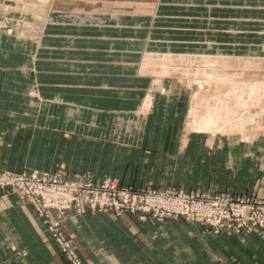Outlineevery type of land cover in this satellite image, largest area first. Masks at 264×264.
Wrapping results in <instances>:
<instances>
[{"label": "crops", "instance_id": "crops-1", "mask_svg": "<svg viewBox=\"0 0 264 264\" xmlns=\"http://www.w3.org/2000/svg\"><path fill=\"white\" fill-rule=\"evenodd\" d=\"M163 1L168 0H156L153 18L158 15L159 4ZM173 1L181 3L182 0ZM215 1L222 7L227 0ZM240 1L245 6L248 4V0H231L234 6L231 9L237 15L229 22L243 24L245 18L255 17L250 13H262L260 9L240 8ZM67 4V0H55L50 4L57 9L48 12L37 44L27 42L24 53H21L19 39L0 29V170L82 171L72 167L58 168L56 161L47 159L42 146L37 147L41 129L38 125L50 126L46 121L52 119V113L37 112L36 103L63 109V115L55 113L57 119L54 120L64 126L70 118L78 120V112L110 116L118 108L120 113L140 115L142 102L148 97L140 83L144 80L140 65L135 63L140 55L127 50L133 40L130 24L147 22L148 14L117 10L119 14L114 17L113 12L104 11L93 12L97 15L93 20H79L73 17V12H68ZM19 11V4L14 0H0V24L5 23L2 15L17 17ZM92 24L95 25L91 34L80 35V31ZM245 39L246 43L239 37L209 38L210 48H215L210 53L264 54V43L260 45L262 39ZM136 68L138 74L133 76ZM135 82L138 85L133 84ZM167 93L166 98L170 99L171 88ZM151 107L147 108L143 119L149 118ZM171 130L162 129L170 138L150 151L151 154L155 152L152 155L155 159L145 169L147 178L133 177L125 172L121 184L140 186L150 181L159 186L165 174L175 182L179 166L176 163L185 157V162L189 161L185 164V171L190 173V180L186 181L189 184L201 185L206 192L264 197V171H261L264 164H260L261 150L254 139L250 142L238 140L237 144L223 143L220 139L219 144L214 141V147L204 149L196 142L191 147L188 145L196 140L193 136L199 135H190L180 144L181 140L175 141ZM210 140L212 143L213 139ZM162 152L175 154V164L169 171L160 170L164 164ZM103 173L115 177L103 170L95 176ZM63 228L85 264H264V229L214 234L206 226L184 219L159 221L129 212L120 215L68 213ZM0 264H69L53 241L47 223L32 205L15 192L1 190Z\"/></svg>", "mask_w": 264, "mask_h": 264}, {"label": "rangeland", "instance_id": "rangeland-1", "mask_svg": "<svg viewBox=\"0 0 264 264\" xmlns=\"http://www.w3.org/2000/svg\"><path fill=\"white\" fill-rule=\"evenodd\" d=\"M14 1L19 4V15L17 17L2 15L5 18V23L1 22L0 29L19 39L21 53H24V49H26L24 45L27 42L37 44L48 19V12L57 8L50 5L55 0ZM67 2L68 12H73V17L76 19L83 16L87 20H93V17L97 16L93 12L104 11L113 12L112 16L115 15L114 17H116V14H119L116 13L119 12L117 10L134 14H148L149 20L147 22L130 24L129 32L132 34L133 40L130 41L132 44L127 50L140 55L138 62L135 63L140 65V73H143L142 78L144 80L140 83L146 90L144 92L148 95L147 108L149 109L151 105L152 107L148 119H143L145 111L148 110L147 108L144 111L141 110L140 115L133 112L120 113L117 108L113 113L114 115L110 116L100 113L91 116L88 112H78L76 113L78 124L75 120L71 121L70 118L68 124L63 126L59 125V120H54L57 119L54 117L55 113L59 112L63 115L65 112L63 109L36 103L34 107L37 112L52 113V119L46 121L50 123V126L47 125L44 128L43 124L38 125L41 129L37 136V147L41 145L43 152L47 153V159L56 161L58 168L72 167L82 170L71 173L59 170L53 172H60L68 177L86 176L94 181L110 178L119 183L122 174L125 172L126 175L133 177L147 178L148 174L145 169L155 159V156H152L155 152L151 154L150 151L159 148L161 144L163 145L170 138L162 131V129L166 130L168 128L172 129L171 132L174 133L173 138L175 141L181 140L180 144L187 141L190 135H199V137L193 136L196 140H191L188 145L191 144V147L196 142L198 145L201 144L204 149L209 146L214 147V141L219 144L220 139L223 143L229 142L232 144H237L238 140L240 142H250L254 139L261 150L260 164H264V62H261L263 65H259V68L257 66L251 67L252 71L250 69L238 74L239 76L235 75L240 79L223 77L221 79V91L213 96L210 95L213 77L202 74L205 68L203 65H206L202 56L214 55L210 52L215 51V48L211 49L209 46V38L239 37L242 38L244 43L247 41L245 38L264 40V1L248 0L246 6L243 1H240V8H250V10L255 9L257 11L260 9L262 13L259 11L258 13H250L255 17L245 18L243 22H248L238 25L229 22L233 19L232 17L235 18L237 15L231 9L234 7L230 4L231 0L222 3V7H219L215 0L207 2L205 0H182L181 3L173 0L163 1L159 4L158 15L154 18L152 16L156 13L154 7L156 0H67ZM73 6H76V8ZM220 11L222 13H219ZM87 13H91V17L86 16ZM204 14L206 15L203 16ZM94 25L85 27L83 31H80V35L86 37L91 34ZM262 40L260 45H262V42L264 43ZM240 50L243 51L244 48L241 47ZM151 53L155 55L157 60L155 57L147 56ZM167 54L174 56L181 54L186 55L188 58H180L178 61L177 59L176 61L170 59L171 61L168 62V59L165 60L164 58ZM257 56L264 57V54ZM145 57H148L145 60L146 62H144ZM160 67L163 70H169L166 72L167 70L163 71ZM173 67H177L178 70L177 68H174V70ZM137 68L133 76L138 74ZM218 68L222 71L226 69L223 66ZM159 69L163 72H160ZM133 84L138 85L136 82ZM228 85H231L230 88H228ZM169 88H171V93H169L171 96L170 99H167L166 95H168ZM245 90L247 92L244 95L245 99L242 102V107L236 113L231 111L228 116H224L229 97ZM211 97L220 98L219 104L209 105L207 100ZM177 115L178 117H176ZM81 116L83 120L80 119ZM40 123H44V121ZM238 125L242 126L241 129H237ZM42 129L46 131L42 132ZM210 138L213 139L212 143H210ZM162 154H164V164L160 170L161 172H163L162 170L169 171L172 164H175V154L172 155L173 152H162ZM200 158H202V155ZM189 159H192V153ZM185 160L186 158L183 157L176 163L179 166L176 168L178 180L175 182L169 180L168 175L165 174L159 186H154L150 181L144 183V185L132 186L138 188L152 187L161 190L174 187L207 193L201 188V185L186 182L190 180V173L185 171V167L189 162H185ZM261 168V171H264V167L261 166ZM102 170L113 173L115 177H111L106 173L95 176ZM260 174L262 175V172ZM231 195L235 194L231 193ZM64 219L65 217L59 218V224L62 226L66 239L74 247L63 228ZM47 228L51 234L48 225ZM53 241L67 262L73 264L62 252L54 238ZM74 251L81 264H85L76 248H74Z\"/></svg>", "mask_w": 264, "mask_h": 264}, {"label": "built area", "instance_id": "built-area-1", "mask_svg": "<svg viewBox=\"0 0 264 264\" xmlns=\"http://www.w3.org/2000/svg\"><path fill=\"white\" fill-rule=\"evenodd\" d=\"M0 190L15 192L32 205L51 230L54 240L73 264H81L66 239L59 218L68 213H138L159 221L184 219L206 226L214 234L264 229V197L231 195L170 187H134L110 178L94 181L60 172L0 170Z\"/></svg>", "mask_w": 264, "mask_h": 264}, {"label": "bare ground", "instance_id": "bare-ground-1", "mask_svg": "<svg viewBox=\"0 0 264 264\" xmlns=\"http://www.w3.org/2000/svg\"><path fill=\"white\" fill-rule=\"evenodd\" d=\"M22 1V0H20ZM43 1V0H42ZM41 1V2H42ZM30 2V0H29ZM40 2V1H39ZM27 4V3H26ZM28 5V4H27ZM42 5V4H41ZM45 5V4H44ZM43 6V5H42ZM43 9H44V6H43ZM37 10V9H36ZM45 10V9H44ZM39 11V10H38ZM45 12V11H44ZM47 12V11H46ZM88 12V11H87ZM40 13H42L40 11ZM38 15V14H37ZM42 15V14H41ZM91 13H87L86 16H90ZM85 16V15H84ZM91 17V16H90ZM41 18V17H40ZM80 19L79 20H87L86 17H79ZM83 22V21H82ZM26 29V28H25ZM41 30V29H40ZM26 36V35H25ZM181 55V54H180ZM179 54H177V56H174V55H171V54H167L164 56L165 60L168 59V62L171 61L170 59H173L174 61H177L180 59V58H188L186 55L183 56L181 55L180 56ZM149 57H155V55H147ZM206 62V65H203L204 68V71L202 72L203 75L205 76H212L213 77V85H212V88L210 90V95L213 96L215 94H218L219 91H221V88H222V83H221V79L223 77H229L231 79L233 78H239L238 74L240 73H243L244 71H247V70H250L251 67H255L257 66L259 68V65H263V63L261 62H264V57L262 56H257L256 54H249V55H236V54H232V55H207V56H202ZM156 58V57H155ZM148 59V57H145L144 59V62H146L145 60ZM150 59V58H149ZM152 60V59H151ZM150 60V61H151ZM154 60V59H153ZM157 60V58H156ZM159 60V59H158ZM148 61V60H147ZM184 61V60H182ZM155 62V61H154ZM153 62V63H154ZM161 62V61H160ZM190 62V61H189ZM172 63V62H171ZM163 64V63H162ZM173 64V63H172ZM176 64V63H175ZM181 64V63H180ZM148 66V65H147ZM161 66V65H160ZM166 66V65H165ZM169 66V65H168ZM226 67L225 71H222L220 70L218 67ZM150 67V66H149ZM163 67V66H162ZM264 67V66H263ZM161 68V67H160ZM164 68V67H163ZM163 68H161L163 70ZM168 68V67H166ZM172 69V67H170ZM174 68H177V67H173ZM152 69L154 70V68L152 67ZM155 69H157L155 67ZM197 70V68H195ZM263 69V68H262ZM160 70V69H159ZM160 70V72H163V71H166L168 72L169 69H166V70ZM175 70V69H174ZM178 70V68H177ZM176 70V71H177ZM253 69H251L250 71H252ZM157 71V70H156ZM248 71V72H250ZM263 71V70H261ZM197 74V73H196ZM259 74V73H258ZM235 75H238V76H235ZM244 75V74H242ZM257 76V75H256ZM260 77V76H259ZM242 78V77H241ZM245 78V77H244ZM240 79V78H239ZM260 79V78H259ZM262 79V78H261ZM263 79H264V76H263ZM225 80V79H224ZM223 80V81H224ZM232 81V80H231ZM230 81V82H231ZM249 82V81H248ZM251 84V83H250ZM260 85V84H259ZM231 85H228V88H230ZM246 90L245 91H242V92H239L237 94H233L229 97L228 101H227V106L225 107V114L224 116H228V114L231 112V111H234L235 113L242 107V102L243 100L245 99L244 98V95L246 94ZM203 94V93H202ZM207 96V95H206ZM204 97V96H203ZM207 98V97H205ZM219 99L220 98H217V97H211L209 98V100H207L208 104L209 105H217L219 104ZM144 100V99H143ZM203 100V99H202ZM247 101V100H246ZM222 102V101H221ZM143 103V106L142 108L140 109V111H144L146 108H147V105H148V99L145 98L144 102ZM203 103V102H202ZM222 105V104H221ZM199 107V106H198ZM216 108V107H215ZM218 109V108H217ZM220 109V108H219ZM205 110V108H204ZM252 111V110H251ZM202 113V112H201ZM234 113V114H235ZM232 114V113H231ZM237 119V118H236ZM241 120V119H240ZM241 125H238L237 126V129H241ZM261 128V127H260ZM263 132V131H261Z\"/></svg>", "mask_w": 264, "mask_h": 264}]
</instances>
